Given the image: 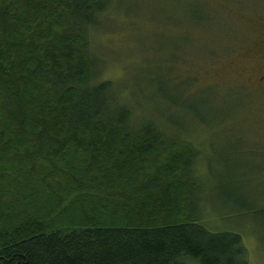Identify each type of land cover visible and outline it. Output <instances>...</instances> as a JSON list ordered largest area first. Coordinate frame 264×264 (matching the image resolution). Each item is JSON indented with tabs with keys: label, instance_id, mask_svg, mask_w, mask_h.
<instances>
[{
	"label": "trees",
	"instance_id": "trees-1",
	"mask_svg": "<svg viewBox=\"0 0 264 264\" xmlns=\"http://www.w3.org/2000/svg\"><path fill=\"white\" fill-rule=\"evenodd\" d=\"M215 1L192 0L188 17L230 42L206 47L214 62L242 35ZM115 2L0 0V264H250L240 234L199 222L186 138L210 121L176 97L155 102L150 79L125 92L101 77L92 32Z\"/></svg>",
	"mask_w": 264,
	"mask_h": 264
},
{
	"label": "rangeland",
	"instance_id": "rangeland-1",
	"mask_svg": "<svg viewBox=\"0 0 264 264\" xmlns=\"http://www.w3.org/2000/svg\"><path fill=\"white\" fill-rule=\"evenodd\" d=\"M191 2L116 0L118 9L111 4L100 17L105 26L92 32L103 59L101 77L122 81L125 92L136 79H150L155 102L176 97L199 108L210 128L190 126L193 135L186 138L197 152L199 222L210 231L240 234L249 263L264 264V0H242L244 8L228 0L213 3L226 25L242 34L236 49L216 62L204 57L206 47L212 42L220 52L231 44L206 39L204 25L188 22ZM208 86L216 95L206 103ZM175 110L171 119L182 120L181 107Z\"/></svg>",
	"mask_w": 264,
	"mask_h": 264
},
{
	"label": "flooded vegetation",
	"instance_id": "flooded-vegetation-1",
	"mask_svg": "<svg viewBox=\"0 0 264 264\" xmlns=\"http://www.w3.org/2000/svg\"><path fill=\"white\" fill-rule=\"evenodd\" d=\"M262 79H263V77H260V78H259V81H262Z\"/></svg>",
	"mask_w": 264,
	"mask_h": 264
}]
</instances>
